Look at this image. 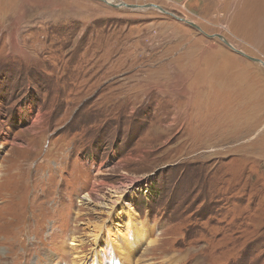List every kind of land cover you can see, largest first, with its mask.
<instances>
[{
    "label": "rangeland",
    "instance_id": "374dc122",
    "mask_svg": "<svg viewBox=\"0 0 264 264\" xmlns=\"http://www.w3.org/2000/svg\"><path fill=\"white\" fill-rule=\"evenodd\" d=\"M120 1L202 31L0 0V264H264V68L207 36L264 61V0ZM163 181L176 209L138 211Z\"/></svg>",
    "mask_w": 264,
    "mask_h": 264
},
{
    "label": "trees",
    "instance_id": "16d2710c",
    "mask_svg": "<svg viewBox=\"0 0 264 264\" xmlns=\"http://www.w3.org/2000/svg\"><path fill=\"white\" fill-rule=\"evenodd\" d=\"M92 146L94 147V142ZM200 175L201 174L199 173V176ZM164 186H165V181H163L160 185H157L155 182H152L150 187H148V189L145 190L147 194H145V192L143 193L142 191V194H140L142 196L140 199V202H141V207H144V208L138 211H143L147 209L149 216H155V215L162 216V217H167L168 215L170 216L171 209H172L170 205L171 206L174 205L176 209V204L173 202V197L171 196L172 197L171 199L169 197V201L166 203L157 202V200L159 199V196L162 195L166 191ZM161 197L166 198L164 196H161ZM139 207L140 205L137 208L139 209ZM173 222H175V218L173 219ZM188 231H189V227L186 228L183 232V237L185 239H188L187 238Z\"/></svg>",
    "mask_w": 264,
    "mask_h": 264
},
{
    "label": "water",
    "instance_id": "95a60500",
    "mask_svg": "<svg viewBox=\"0 0 264 264\" xmlns=\"http://www.w3.org/2000/svg\"><path fill=\"white\" fill-rule=\"evenodd\" d=\"M102 2H104L105 4H108L114 8H128L130 10H136V9H141V8H154L159 10L160 12L164 13V14H168L170 16H173L174 18H176L177 20L181 21V22H185L186 24H189L190 26L196 28L199 31H202L201 28L199 26H197L196 24H194L192 21L187 20L184 17L175 15L174 13L164 9L163 7L153 4V3H149V4H145V5H138V4H132V3H126L124 1H120V0H113V1H108V0H100ZM208 37H217L220 40H222L228 47H230L231 49H233L236 53L247 57L248 59H250L252 62L258 63L260 64L263 68H264V61L262 59L256 58V57H252L247 55L246 53H244L241 50H237L235 49L226 38H224L222 35L220 34H213V35H208Z\"/></svg>",
    "mask_w": 264,
    "mask_h": 264
},
{
    "label": "bare ground",
    "instance_id": "6f19581e",
    "mask_svg": "<svg viewBox=\"0 0 264 264\" xmlns=\"http://www.w3.org/2000/svg\"><path fill=\"white\" fill-rule=\"evenodd\" d=\"M108 1H113V0H108ZM127 187V185L123 186V189H125ZM121 189V190H123ZM119 188H116V189H113V193H118L119 191ZM120 190V191H121ZM114 195V194H113ZM115 200V199H114ZM112 199V201H114ZM129 217L133 220V218L131 217V215H129ZM124 218V217H123ZM130 225H132L133 223L129 222ZM147 231V230H146ZM146 231L145 230H138L137 232H133L131 233V236L130 238H127L126 236L124 235H119L118 232L120 231H116L114 235H109V239L111 241V245H114L117 240L116 238H122L124 237L125 240H128L130 241L129 243L127 242H124L122 244V248L118 250L119 252V259L122 261V262H128V261H132V258L134 257L133 254H131L133 252V247L136 248L138 243L139 242H145V244H150V242L147 241L146 239ZM132 232V231H131ZM129 234V232H128ZM153 242V241H152ZM119 245V244H118ZM131 245V246H130ZM120 246V245H119ZM98 247H96L95 251L94 252H98ZM112 250V249H111ZM133 256V257H132ZM98 257V256H97ZM139 258V257H138ZM144 258V257H143ZM92 259V258H91ZM97 260V259H96ZM139 261V260H138ZM92 264H98L96 261ZM106 264H112L111 262H106Z\"/></svg>",
    "mask_w": 264,
    "mask_h": 264
}]
</instances>
